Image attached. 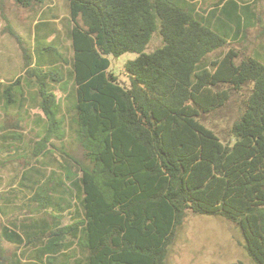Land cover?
Here are the masks:
<instances>
[{"label":"trees","instance_id":"obj_1","mask_svg":"<svg viewBox=\"0 0 264 264\" xmlns=\"http://www.w3.org/2000/svg\"><path fill=\"white\" fill-rule=\"evenodd\" d=\"M14 2L29 8L46 0ZM67 2L74 22L71 58L52 45L46 49L56 56L41 57L37 47L32 53L31 43L14 36L26 77L35 75L45 96L46 157L54 153L50 137L65 128L58 86L72 88L67 129L83 156L59 149L64 160L46 175L47 184L25 185L52 220L27 215L13 228L4 225L0 264H167L190 213L237 224L249 255L264 264V44L252 54L241 56L232 47L208 58L237 41L243 23L255 25L252 4ZM155 33L163 43L146 52ZM126 52L138 54L126 63L128 84L111 69V57ZM247 86L231 128L234 141L225 142L203 118ZM66 191L69 198L62 196ZM66 214L72 221L63 224ZM3 241L15 250L7 253Z\"/></svg>","mask_w":264,"mask_h":264},{"label":"rangeland","instance_id":"obj_2","mask_svg":"<svg viewBox=\"0 0 264 264\" xmlns=\"http://www.w3.org/2000/svg\"><path fill=\"white\" fill-rule=\"evenodd\" d=\"M199 1H202L201 3L207 5L213 0ZM239 1L242 3V5L252 4L256 16L259 17V19L255 21V25L252 26L247 27L243 23L242 30L240 31V38L237 41L231 40L224 47L211 52L208 56L209 60L220 57L232 47L239 50L241 52V56H244V54H252L255 49L264 44V0ZM50 3L54 4L56 11L58 12V16L60 17V22L57 26V28L60 27L59 31L53 35L54 39L53 36L51 39H46L45 36H39L37 37L36 41L33 40L32 35L35 32V28L31 26L32 10L19 7L15 4V2H9L5 7L0 8L1 48L7 50V52H10L11 48L14 51V47L10 46L17 43L14 36L16 33L21 35L25 41L31 43L30 48L32 53H35V48L37 47V52H42L46 58L49 59L51 56H56V51H50L46 49V46L52 45L56 48L58 47V51L67 58H71L73 50L69 47V49L62 47L63 39L61 40V38L66 36L65 28L63 27L65 18L62 17L61 14H66L68 12V2L67 0H48L47 5ZM162 43V36L159 33H155L152 40L147 45L145 51H153ZM12 56L14 60V62H12L13 67H8V65L4 63L6 61L2 62L5 57L0 56V73L5 70L4 74L14 77L24 71L22 67V61H18V57H15L14 55ZM137 56L138 54L135 52H126L119 57H111V69L116 74H118L122 82L126 84L129 83L125 72L126 63L129 60L135 59ZM240 59L238 61H240ZM27 75L28 74L26 73V76ZM26 76L24 75L23 79ZM27 80L29 81V78ZM249 91L250 86L245 87L239 92L233 91L231 99L224 107L218 108L216 111L209 114L205 119L203 118L204 123L214 129V131L225 142L234 141L233 136H231V128L234 122L240 116L243 100ZM57 96L63 102L62 116L65 118V125H68L69 118L73 114L72 109H70L68 96H66V94L60 90H58ZM0 112L3 115L6 112L9 113V115L0 122V127L2 124L7 122L11 123L16 118L15 114L10 113L11 111H9L6 106L0 107ZM61 130H64V128ZM52 142L54 145L52 146L51 144H48V147L54 153L53 155L50 154L46 158V168L48 173H50L51 169L59 170V164L64 160V158L61 157L62 154L59 149L63 148L69 156L78 160L83 156V149L80 146L75 133L69 129L68 134L63 137V139L59 140L54 136L52 138ZM29 145L30 153L28 156L26 155V152H23L20 149H11L12 152H6L0 149L1 165H8L4 168H0V171H4L3 173H5V178L7 180H10L14 177L15 182H17L20 178L18 173L22 168H20V166L23 164H29L31 166L34 163V155L31 152L33 143ZM40 158L44 159L43 154L39 155L36 153L35 159L40 160ZM41 162H43V160H41ZM21 180L24 185L25 183L30 184L27 181V178ZM44 183L47 184V180ZM67 184L70 185V182H67ZM49 185L52 186V184ZM62 196L68 197L69 194H63ZM30 197L31 194L27 193L26 190L19 189V185L16 186V189H13V191H10V187L7 185L0 187V233L3 231V224H7L9 220L22 219L26 214H32L37 218L45 217L48 221L52 220L50 215H45L44 212H39V204L36 201H30ZM10 198L13 200L12 204H7L6 200ZM3 211H6V213L4 214ZM71 221L72 219L68 214H66L62 219L63 224H67ZM244 242L245 237L240 227H238V225L234 222L221 216L190 213L182 226L176 232V238L174 244L171 247L167 264H233L237 261H243L247 264H257L245 249ZM3 245L9 254L15 250L12 243L3 241Z\"/></svg>","mask_w":264,"mask_h":264},{"label":"crops","instance_id":"obj_3","mask_svg":"<svg viewBox=\"0 0 264 264\" xmlns=\"http://www.w3.org/2000/svg\"><path fill=\"white\" fill-rule=\"evenodd\" d=\"M47 1L48 0H46V2L43 4L34 5L33 7L26 8V9L32 10L31 12V19H32L31 24L32 25L31 26L35 28V32L32 34L34 41H36L37 37L39 36H45L46 39H51V37L56 32H58L60 28V27L57 28L60 22V17L58 16L56 7L54 6L53 3L52 4L50 3L47 5ZM9 2L14 3V0H0V8L5 7ZM22 8H25V7H22ZM67 11L68 12L66 14H61V16L65 18V22L63 21L64 22L63 27L65 28V34H66V36L61 38V40L63 39L62 47H66V48L69 47L70 49L73 50L72 40L70 38L69 33L71 29L73 28L74 22L70 16L69 6H67ZM53 29L54 31H52ZM48 32H53V33L52 34L50 33L51 35L47 37L46 34ZM53 39H54V36H53ZM1 47L2 46L0 45V56L5 57V59H3L2 62L6 61L4 63H6L8 67H13L12 62H14V60H13L12 55H14L15 57H18V61L21 60L22 63L24 64L23 53H22V50L20 48L18 41L16 44H13L10 46V47H14V51L11 48L10 52H7V50L2 49ZM37 55L42 57L41 53H37ZM10 56L12 57V59ZM4 73H5V70L0 73V107L6 106L7 109L11 111L10 113L15 114L16 118L11 123L7 122L1 125L0 127V149L6 152H12L11 149H17V150L20 149L23 152H26V155L28 156V154L30 153L29 144L33 143L32 145L33 148L31 152L34 155V163L31 166L29 164L28 165L23 164L20 166V168L21 167L22 168H21V171L18 173L20 178L17 182H15L14 177L11 178L10 180H7L5 178V173H3L4 171H0V187L7 185L10 187V191H13V189H16V186L19 185V189H23L27 191V187L25 185H28V184L25 183L24 185L21 179L27 178V181L30 184H33V183L35 184L37 180L38 181L40 180V182H45L46 175L48 174V171L46 168L47 167V161H46L47 157L45 154V151L47 150V140H46L47 128L45 127H47L48 125V120L46 117V113L44 109L42 108V104L45 102V96L41 92L40 85L36 84L37 81H36L35 75L31 77H25L24 79H22L21 83L16 84L17 78L20 77L21 75L26 76V72H21L14 77L7 76ZM26 78L27 79L29 78V81ZM58 90L62 91L67 96L71 92L72 88L68 87L67 89L66 88L63 89L61 86H58L55 90L56 96H57ZM57 99L60 102H62L58 98V96H57ZM8 115L9 113L7 112L4 113V115L0 112V122L4 118H6ZM64 126H65L64 130H61V131L62 132L64 131L65 133L66 126L68 128V125H65V120H64ZM67 134H68V129L66 130L65 135H61L59 131V133L54 134L50 137L49 142H52V138L54 136L60 140V139H63V137H65ZM24 144H27V145H24ZM37 149H39L40 151L36 152ZM36 153L39 155L43 154L44 159H41V158L40 160L35 159ZM41 160H43V162H41ZM5 166H8V165L2 166L1 161H0V168H4ZM70 191L68 192L66 191L67 193L65 194H69ZM30 194H31V197H30V201H31L33 200V193H30ZM69 196L67 198H69ZM12 201H13L12 198L6 200L7 204H12ZM39 207H40L39 212L45 213V209L41 208L40 205ZM3 212L4 214L6 213V211H3ZM27 215L33 216L32 214H26L25 216ZM45 215L47 214L45 213ZM24 217L17 221L21 222L24 219ZM33 217L37 219V217L35 216ZM42 218L46 219L45 217H42ZM38 219H40V217H38ZM14 221L15 220H9V222L7 224H3V226L5 225V226H9L13 228L12 224ZM27 222L31 223L30 219Z\"/></svg>","mask_w":264,"mask_h":264}]
</instances>
